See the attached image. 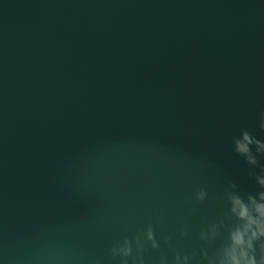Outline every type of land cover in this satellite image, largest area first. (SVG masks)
<instances>
[{
    "label": "water",
    "instance_id": "1",
    "mask_svg": "<svg viewBox=\"0 0 264 264\" xmlns=\"http://www.w3.org/2000/svg\"><path fill=\"white\" fill-rule=\"evenodd\" d=\"M262 116L264 0H0V264H120L149 225L145 264L211 255Z\"/></svg>",
    "mask_w": 264,
    "mask_h": 264
},
{
    "label": "clouds",
    "instance_id": "2",
    "mask_svg": "<svg viewBox=\"0 0 264 264\" xmlns=\"http://www.w3.org/2000/svg\"><path fill=\"white\" fill-rule=\"evenodd\" d=\"M259 129L264 132V116L259 122ZM232 150L241 158L250 171L256 191L242 194L239 186L231 182L224 191L227 210L217 220L200 230L198 239L205 245L219 246L210 255L207 247L199 252L177 249L172 238L162 235L161 239L168 246L171 257L161 253L158 264H264V139L258 138L242 128L234 137ZM209 193L205 188H198L194 194L197 204L207 201ZM197 209L192 208L195 214ZM189 230L181 227L179 238L186 239ZM149 247L159 251L161 242L156 230L149 225L133 239L125 238L111 249V255L120 264H145V253Z\"/></svg>",
    "mask_w": 264,
    "mask_h": 264
}]
</instances>
